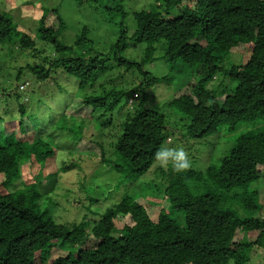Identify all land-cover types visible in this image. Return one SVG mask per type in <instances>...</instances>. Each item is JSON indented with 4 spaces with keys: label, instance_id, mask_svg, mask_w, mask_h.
Returning <instances> with one entry per match:
<instances>
[{
    "label": "trees",
    "instance_id": "trees-1",
    "mask_svg": "<svg viewBox=\"0 0 264 264\" xmlns=\"http://www.w3.org/2000/svg\"><path fill=\"white\" fill-rule=\"evenodd\" d=\"M104 11L125 15L122 3L105 8L102 16ZM43 12L39 40L61 56L48 68L39 63L28 68L41 80L53 68L60 69L78 80L75 89L83 93L48 121L17 103L18 135L10 130L13 120L0 116L5 127L0 129V183L6 186L0 189V264H250L254 249L262 254L264 264V194L258 186L264 179V125L241 133L223 158L204 169L190 165L176 172L171 162L162 167L155 153L164 148L173 131L167 127L169 115L148 106V101L154 85H169L170 75L155 76L145 69L161 43L170 69L181 60L192 70L185 88L168 103L189 119L183 138L204 139L223 126L232 130L244 122L264 123V0H154L151 9L133 13L136 29L131 35L124 19L119 23L107 53L89 46L86 26L72 44L64 43L66 25L58 9ZM128 39L145 44L140 61L124 55L130 47ZM0 41L36 47L28 34L20 35L13 17L4 11H0ZM243 49L249 52L245 63L225 66L231 53ZM111 61L128 71L136 69L142 82L129 90L100 84L97 91L94 86L110 70ZM21 74L18 68L17 77ZM218 77L235 85L226 90L209 87ZM90 88V93L85 92ZM126 96L138 103L121 124L114 148L123 161L115 163L106 157L100 141L92 139L87 144L71 124L89 115L98 120L113 115ZM58 129L66 132L65 140L72 141V148L65 147ZM29 132H33L31 139L21 136ZM61 149L77 159L82 154L97 155L125 186L151 172L165 184L161 201L182 212L185 225L151 199L140 202L129 193L121 194L99 217L58 221L51 209L56 204L52 191L60 178L56 174L72 169L75 162H62L60 171L53 173L55 178L48 181L39 174L35 182L12 186L22 180L24 161L33 158L48 164ZM44 187L47 191H42ZM98 190L91 191L99 195Z\"/></svg>",
    "mask_w": 264,
    "mask_h": 264
},
{
    "label": "rangeland",
    "instance_id": "rangeland-1",
    "mask_svg": "<svg viewBox=\"0 0 264 264\" xmlns=\"http://www.w3.org/2000/svg\"><path fill=\"white\" fill-rule=\"evenodd\" d=\"M121 3L125 11V18L118 17L115 13L106 14V11H104V16L101 15V11L105 8ZM152 4H154V0H0V11L8 12L13 17L20 35L28 34L34 39L36 46L35 48H25L18 41L12 42V44H4L0 41V116L4 115V121L13 120L10 130H15L18 135L19 104L17 103L27 105L28 111L36 112L43 120L48 121L52 117H57L73 97H76L78 93H83L79 89H75L78 80L61 72L60 69L53 68L50 76L46 80H41L28 68L29 64L37 63L48 68L55 58L61 56L50 44L39 40V24L44 8H57L58 13L65 21L66 27L61 37L64 43L72 44L75 37L86 26L89 30V46L95 52L107 53L119 33V23L124 19L128 33L131 35L136 29L133 13L149 10ZM128 41L130 47L126 49L124 55L130 60L140 61L144 54L145 44H138L132 39H128ZM163 54L164 48L159 43L156 45L154 54L156 58L146 63L145 69L155 76H163L167 73L170 75L169 85L166 83L154 85L148 101V106L169 115L167 127L169 131L173 132L166 140L164 148H184L188 153L190 165L195 169H204L212 162L215 163L223 158L241 133L249 130L255 132L262 128L264 125L262 120H256L240 123L232 130L228 126H223L216 134L204 139H192L189 136L183 138L182 134L186 131L189 119L174 107L173 109L168 106V103L178 90L185 88L192 77V70L181 60L174 65L173 69H170L169 62L163 57ZM248 58L249 52L246 49L231 53L225 61V66L245 63ZM111 64L106 75L101 76L96 82L94 87L97 91L100 90V84L107 89L114 87L117 90H129L142 82L143 79L136 69L132 72L117 66L114 61H111ZM18 68L22 72L19 77H17ZM231 85L234 86L235 82H230L229 79L222 82V78L218 77L213 79L209 87L217 86L223 90ZM91 91L92 88L88 91L85 90L88 93ZM39 99H42L41 102ZM127 99L129 100L127 101ZM137 103L135 97L126 96L121 101L122 108L116 110L113 115L103 116L101 120H98L94 115H89L85 121L80 119L72 121L71 126L75 131L81 133L82 139L87 144H90L92 139L100 141L103 144L106 157L111 162L122 163L123 159L116 153L114 144L122 133V122L128 113L135 111ZM95 114L99 115L98 112ZM11 115L14 117L10 118ZM53 126L54 124L49 125V127ZM3 127L4 125L0 122V129ZM58 130L61 139L64 138L65 147L72 148V141L65 140L66 132L62 129ZM21 136L24 139H31L33 132H29L27 135L21 133ZM65 161L68 163L73 161L76 164L72 169H66L63 173L56 174V178H60L52 191L51 199L56 204L52 205L51 209L58 221L74 222L81 221L85 216L99 217L109 206L120 200L121 194L129 193L140 202L151 199L153 205L162 208L168 215L177 219L180 225H185L183 213L175 210L170 203L161 201L165 184L155 179L151 172L136 178L133 184L125 186L120 181V175L94 154H82L77 159L75 155L64 154L61 149L59 155L48 164L41 165L33 158L26 160L21 165L22 180L16 182L12 187H23V183L35 182L39 174L42 177L46 176L43 178L46 181L55 178L53 173L57 170L60 171L61 164ZM158 163L160 162L158 161ZM83 181L84 184H82ZM97 183H100V186H97ZM258 186L261 188L260 192L264 194V179H260ZM5 187L0 183L1 190H5ZM45 187L42 191H47ZM92 188L99 189V195H95L91 191ZM251 257L250 264H263L262 254L258 250L254 249Z\"/></svg>",
    "mask_w": 264,
    "mask_h": 264
},
{
    "label": "clouds",
    "instance_id": "clouds-1",
    "mask_svg": "<svg viewBox=\"0 0 264 264\" xmlns=\"http://www.w3.org/2000/svg\"><path fill=\"white\" fill-rule=\"evenodd\" d=\"M157 161L162 167H167L171 161L173 170L182 172L190 167V160L187 151L184 148H162L155 153Z\"/></svg>",
    "mask_w": 264,
    "mask_h": 264
}]
</instances>
